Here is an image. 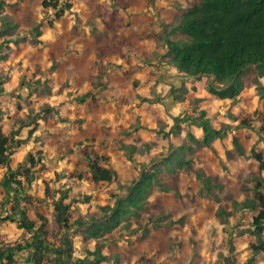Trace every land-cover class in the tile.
<instances>
[{
	"label": "rangeland",
	"instance_id": "374dc122",
	"mask_svg": "<svg viewBox=\"0 0 264 264\" xmlns=\"http://www.w3.org/2000/svg\"><path fill=\"white\" fill-rule=\"evenodd\" d=\"M16 1L5 9L12 22L19 21L14 31L24 47L12 43L0 51L7 54L0 61L6 91L0 128L16 148L14 169L30 153L41 152L46 162L45 170L27 184L32 199L23 203L31 219L38 220L39 214L47 218L49 241L57 247L71 242L74 258L90 259L95 242L101 241L109 264H264V253L251 248L261 241L252 231L259 207L252 210L246 203L264 195V98L256 90L264 88V68L245 71L243 96L232 101L210 94L207 77L189 79L169 65L172 56L157 36L170 33L176 19L198 0H129V8L119 10L115 35L98 15L109 0H61L72 9L52 26V10H43L42 0ZM41 21L37 38L33 27ZM100 48L105 54L98 57ZM98 63L106 87L94 91ZM90 89L86 102L75 99ZM46 107L51 113H44ZM202 109L215 127L230 125L225 143L214 142L216 151L188 138L191 133L202 139L196 122ZM233 134L239 135L244 155L234 148ZM84 150L107 154L116 172L112 182L94 184L88 178ZM170 151L192 158L206 176L214 177L211 194L193 173L165 164ZM144 170H156L160 183L154 184L143 209L100 239L85 237L91 223L106 216L102 208L124 199ZM4 171L0 166V180ZM66 192L70 222L81 218L82 224L62 227L55 220L54 200ZM3 195L0 186V202ZM85 195L91 196L89 202ZM221 208L230 214L225 222L218 216ZM28 238L17 222L0 223V246ZM30 254L21 253L17 264H32Z\"/></svg>",
	"mask_w": 264,
	"mask_h": 264
},
{
	"label": "trees",
	"instance_id": "16d2710c",
	"mask_svg": "<svg viewBox=\"0 0 264 264\" xmlns=\"http://www.w3.org/2000/svg\"><path fill=\"white\" fill-rule=\"evenodd\" d=\"M17 3L16 0H0V19H2L0 21V51L12 43L24 47L23 42L21 43L22 38L18 32L14 31L19 25V21L15 18V21L12 22L5 9L6 6L12 7ZM129 6V0H109L99 7L98 15L107 28V32L116 34L120 24L119 10H127ZM41 8L52 10L49 22L52 26L55 21L63 18L66 12L71 11L72 4L63 3L61 0H42ZM176 20L177 25L169 30L170 33L164 32V36H157L159 40L165 42L168 53L172 56L169 65L177 68L180 73L184 74V77L189 79L207 77L209 79L207 82L208 92L220 100L237 101L242 98L246 88L243 80L245 71L251 66L264 68V0H198ZM43 25L44 21H41L33 27L37 38L42 35L41 27ZM97 51L98 57L105 54L104 48ZM6 60L7 54H0V61ZM97 72V79L93 84L94 91L106 87L102 81L104 73L99 63ZM213 80L221 86H216ZM4 84L5 78L0 75V123L4 117L2 108V98L6 93ZM174 89L175 87H172L171 92ZM256 90L261 93L260 98H264V88L259 85ZM91 94H93V89L81 96H75V99L86 102ZM91 99L97 100L94 96ZM51 111V107H46L44 113L48 114ZM206 114L205 110H200V117L196 121L202 129V139L195 138L191 133L188 134V138L195 142L199 148L216 151L214 142L225 143L230 125L217 128ZM63 120L69 119L63 118ZM242 124L248 125V122L242 120ZM20 125L24 127L28 123ZM11 140L12 138L0 128V166L5 168L0 180V186L4 192L0 202V223L17 222L18 228L27 231L30 238L12 245H1L0 264H17L18 256L28 251L31 253L28 259L32 261V264H109L110 257L103 253L104 244L101 241L95 242V250L91 252L92 259L74 258L71 242L64 243L65 247L63 245L57 247L49 241L46 229L48 220L45 216L39 214L38 220L29 217L27 204L23 203L25 200L32 199L28 193L27 184L36 179V172L45 170L46 162L41 152H38L37 155L30 153L25 158V162L20 163L18 168L14 169L16 148L12 149ZM231 140L239 154L244 155L239 135L233 134ZM23 142L22 139L17 140V146H21ZM180 147L182 148L184 145H180ZM187 147L190 151L194 150L192 146ZM252 154L258 161L263 159L260 154L254 152ZM82 158L89 167L88 178L94 184L110 183L116 177V172L110 166L107 154L93 155L84 150ZM170 163H173L177 168L193 173L204 184L206 192L212 193L214 177L206 176L201 168L195 166L192 158H186L170 151L165 164ZM79 179H82V176H79ZM155 183H160L156 170H144L141 179L134 184L124 199L117 200L113 207L102 208L106 216L97 220L98 222L93 221L87 228L85 237L100 239L105 233L115 230L127 215L143 209ZM44 184L45 196L48 197L50 195L49 184L47 182ZM67 196L66 192L54 200L55 220L62 227H70V223L82 224L81 218L70 222L71 203L64 201ZM84 199L89 202L91 196L85 195ZM246 203L252 210L259 207L258 213L253 218L252 231L261 241L259 244H251V248L254 253H264V240H262L264 236V195L258 193L257 197L247 200ZM218 216L222 222H225L226 216L229 217L230 214L221 208L218 211ZM51 254L54 256L51 257Z\"/></svg>",
	"mask_w": 264,
	"mask_h": 264
},
{
	"label": "crops",
	"instance_id": "0c3cea01",
	"mask_svg": "<svg viewBox=\"0 0 264 264\" xmlns=\"http://www.w3.org/2000/svg\"><path fill=\"white\" fill-rule=\"evenodd\" d=\"M171 90H172V88H171ZM28 260V259H27Z\"/></svg>",
	"mask_w": 264,
	"mask_h": 264
}]
</instances>
